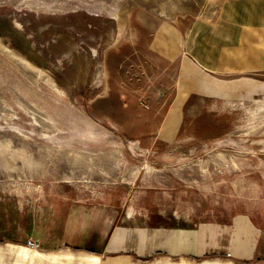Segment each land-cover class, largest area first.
Listing matches in <instances>:
<instances>
[{
  "label": "rangeland",
  "instance_id": "rangeland-1",
  "mask_svg": "<svg viewBox=\"0 0 264 264\" xmlns=\"http://www.w3.org/2000/svg\"><path fill=\"white\" fill-rule=\"evenodd\" d=\"M256 8L0 0V241L43 237L39 250L66 251L56 237L68 223L102 220L151 237H217L236 264L264 261ZM239 214L256 227L260 259L236 239Z\"/></svg>",
  "mask_w": 264,
  "mask_h": 264
},
{
  "label": "crops",
  "instance_id": "crops-1",
  "mask_svg": "<svg viewBox=\"0 0 264 264\" xmlns=\"http://www.w3.org/2000/svg\"><path fill=\"white\" fill-rule=\"evenodd\" d=\"M255 5L258 12L255 16L264 18V0H255ZM261 37L264 40V33ZM234 227L236 239L247 236L246 256L260 259L258 249L251 250L249 236L253 235L256 227L249 216L239 214ZM65 231L67 237L56 239L66 251L39 250L46 242L43 237H30V240L39 244L35 248L11 241L3 244L0 241V264H7L8 258L13 259L12 264H236L235 257L218 251L225 244L220 245L217 237H211L210 240L207 237H151L150 232L144 228L134 229L121 225L113 228V225L107 221L103 223L102 220L90 221L84 226L70 222ZM0 239H5V236ZM261 261L258 264H264Z\"/></svg>",
  "mask_w": 264,
  "mask_h": 264
},
{
  "label": "trees",
  "instance_id": "trees-1",
  "mask_svg": "<svg viewBox=\"0 0 264 264\" xmlns=\"http://www.w3.org/2000/svg\"><path fill=\"white\" fill-rule=\"evenodd\" d=\"M212 257L219 256V257H227L226 255H211ZM262 262L261 260L256 261V263ZM255 261H243L242 264H256Z\"/></svg>",
  "mask_w": 264,
  "mask_h": 264
},
{
  "label": "built area",
  "instance_id": "built-area-1",
  "mask_svg": "<svg viewBox=\"0 0 264 264\" xmlns=\"http://www.w3.org/2000/svg\"><path fill=\"white\" fill-rule=\"evenodd\" d=\"M28 244L31 247H39V244L36 241H34V240H29Z\"/></svg>",
  "mask_w": 264,
  "mask_h": 264
}]
</instances>
